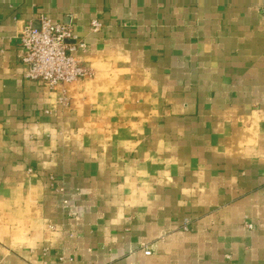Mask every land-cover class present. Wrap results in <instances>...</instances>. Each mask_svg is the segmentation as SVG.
<instances>
[{
	"label": "crops",
	"instance_id": "1",
	"mask_svg": "<svg viewBox=\"0 0 264 264\" xmlns=\"http://www.w3.org/2000/svg\"><path fill=\"white\" fill-rule=\"evenodd\" d=\"M41 15L91 78L25 77ZM0 264H264V0H0Z\"/></svg>",
	"mask_w": 264,
	"mask_h": 264
},
{
	"label": "built area",
	"instance_id": "2",
	"mask_svg": "<svg viewBox=\"0 0 264 264\" xmlns=\"http://www.w3.org/2000/svg\"><path fill=\"white\" fill-rule=\"evenodd\" d=\"M99 28V24H92L93 31H98ZM19 39L22 48L21 60L27 66V79L54 89L92 77V70L72 54L76 49L84 48V44L76 41L69 26L53 22L41 15L22 28ZM66 102L67 99L62 98L61 103ZM49 179L54 181L52 176ZM183 229L187 230V222ZM145 254L149 255L150 252L146 251Z\"/></svg>",
	"mask_w": 264,
	"mask_h": 264
}]
</instances>
